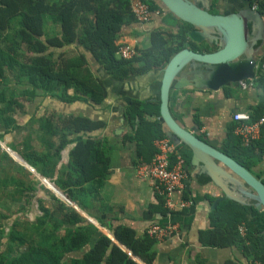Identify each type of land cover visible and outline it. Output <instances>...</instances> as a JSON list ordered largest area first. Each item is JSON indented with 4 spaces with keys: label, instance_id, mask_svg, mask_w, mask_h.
<instances>
[{
    "label": "trees",
    "instance_id": "16d2710c",
    "mask_svg": "<svg viewBox=\"0 0 264 264\" xmlns=\"http://www.w3.org/2000/svg\"><path fill=\"white\" fill-rule=\"evenodd\" d=\"M144 1L151 8L162 9L154 0ZM247 1L250 7L256 1L257 9L264 10V0ZM131 21L136 19L129 0H0V128L3 132L8 131L9 125L19 127L15 124V111L25 113L19 99H32L40 94L65 102L100 103L106 96V87L101 75L93 72L92 65L110 79L123 80L162 68L183 46L195 50L214 48L187 39L181 26L176 33L151 30L149 44L135 47L137 53L132 58H123L118 54L117 38L122 26ZM251 82L260 92L258 101L247 110L257 119L264 115V70L260 59ZM223 89L225 94L232 95L231 89L226 86ZM126 113L130 121L138 116L135 134L126 137L137 139L144 126L151 127L153 138L166 136L161 119L149 121L144 117V114L159 115V101L132 99ZM194 120L200 123L196 114ZM38 122L39 138L45 141L46 152L37 151L25 140L23 149L18 150L30 165L47 175L48 167L60 158L61 149L74 141L68 166L64 175L60 173L55 179L56 184L74 201L75 189L83 190L87 181L100 183L107 172L109 149L104 141L86 132L101 127L103 121L53 113L40 116ZM232 129L233 123L227 127L223 151L254 172L253 167L264 157V124L259 136L246 145ZM154 152L155 149L152 155ZM182 154L186 160V151L182 150ZM37 206L40 213L34 222L14 221L6 234L0 233V242L5 238L4 244L0 243V264H142L72 205L51 196L49 201L39 198ZM209 217L208 244H239L251 258V264L255 259L264 262L262 209L223 199ZM241 222L245 225L244 234L238 231ZM111 232L131 254L145 264L151 263L154 238L146 233L137 236L125 225L111 228Z\"/></svg>",
    "mask_w": 264,
    "mask_h": 264
},
{
    "label": "crops",
    "instance_id": "0c3cea01",
    "mask_svg": "<svg viewBox=\"0 0 264 264\" xmlns=\"http://www.w3.org/2000/svg\"><path fill=\"white\" fill-rule=\"evenodd\" d=\"M180 26L181 22L162 8L146 23L131 21L123 25L117 42L145 47L149 44L151 30L176 33ZM92 69L101 75L106 87V96L100 103L65 102L55 96L39 94L32 99H19L25 109L23 114L15 111V124L19 127L9 125L6 132L0 128V233L6 234L14 221L34 222L40 213L38 199L49 201L54 196L72 205L110 237L113 236L111 228L118 225L128 226L141 236L153 222L175 223L176 230L171 235L153 242L150 264H226L228 260L232 264H251V258L239 244L218 246L207 243L206 231L210 228L209 216L214 208L211 202L221 194V190L206 173L190 162L191 153L183 144L179 143L181 152L185 150L187 153L185 176L182 187L172 193V198L185 200L184 206L167 209L151 180L135 173L138 162H148L152 158L156 138L151 137L150 126H144L137 139L126 137L135 134L138 120L136 116L134 121H130L126 108L132 99L159 101L161 68L130 75L123 80L110 79L96 65H92ZM223 88L208 91L184 87L172 89L169 97L171 113L176 120L222 151L227 127L233 123L231 113L247 110L258 101L260 92L252 86L251 79L244 84L226 85L231 89V96L225 94ZM53 113L103 121L101 127L87 131L86 135L101 139L108 147L107 172L100 183L87 181L86 188L75 189L74 201L55 182L60 173L64 175L74 141L61 149L60 158L48 167L47 175L37 171L18 151L23 149L25 140L37 151L46 152V143L39 138L38 119ZM194 114L200 125L195 122ZM144 117L149 121L160 119L156 114H144ZM253 171L264 181V157ZM242 223L238 224V231ZM138 248L141 251L143 244ZM132 257L137 261V256L132 254ZM140 263L145 264L141 260Z\"/></svg>",
    "mask_w": 264,
    "mask_h": 264
},
{
    "label": "water",
    "instance_id": "95a60500",
    "mask_svg": "<svg viewBox=\"0 0 264 264\" xmlns=\"http://www.w3.org/2000/svg\"><path fill=\"white\" fill-rule=\"evenodd\" d=\"M154 1L181 22L187 39L208 47L214 46L208 50L183 46L161 68L159 117L166 135L185 145L191 153L190 162L219 186L221 194L213 199L212 207L223 199H231L264 211L262 178L179 123L169 106L172 89L188 87L217 91L226 85L244 84L252 79L259 55L263 53L259 54L256 46L258 41L262 42L263 36L255 37L253 34L257 27L264 28L263 16L249 5L220 13L209 11L212 0ZM110 238L122 246L113 236ZM127 252L132 256L130 251ZM137 261L140 262L138 258Z\"/></svg>",
    "mask_w": 264,
    "mask_h": 264
},
{
    "label": "built area",
    "instance_id": "2783aa9c",
    "mask_svg": "<svg viewBox=\"0 0 264 264\" xmlns=\"http://www.w3.org/2000/svg\"><path fill=\"white\" fill-rule=\"evenodd\" d=\"M131 11L136 21L148 22L153 14L159 13L161 8H151L144 0H129ZM255 1L252 8L257 9ZM264 15V10L261 12ZM136 48L128 43H119L118 54L123 58H132L136 55ZM260 66L264 70V52L260 58ZM233 121V134L239 137L242 144H248L259 136L260 128L264 124V115L257 119L253 118L249 110H234L231 113ZM155 152L150 161H140L135 167L137 176H146L152 182L155 192L162 200L167 209H174L184 206L185 200L175 201L172 193L182 187L185 176V157L183 156L179 143H176L169 136L156 138L154 141ZM176 230L175 223H151L145 233L155 240H161L171 235ZM241 234L245 232V225L239 226ZM253 264H264L259 260H253Z\"/></svg>",
    "mask_w": 264,
    "mask_h": 264
},
{
    "label": "flooded vegetation",
    "instance_id": "af4514ba",
    "mask_svg": "<svg viewBox=\"0 0 264 264\" xmlns=\"http://www.w3.org/2000/svg\"><path fill=\"white\" fill-rule=\"evenodd\" d=\"M247 6H248L247 0H212V3L209 5V11L225 13V12H229V11L238 10L239 8H243V7H247ZM258 11L261 13L260 10H258ZM261 15H262V13H261ZM262 16L264 19V15H262ZM253 36H255V37L263 36L262 42L259 43V41H258V43H256V46H258V50H259V54H260V52L264 51V28L257 27L254 30Z\"/></svg>",
    "mask_w": 264,
    "mask_h": 264
},
{
    "label": "rangeland",
    "instance_id": "374dc122",
    "mask_svg": "<svg viewBox=\"0 0 264 264\" xmlns=\"http://www.w3.org/2000/svg\"><path fill=\"white\" fill-rule=\"evenodd\" d=\"M16 86H19V85H18V84H16ZM4 242H5V238H1V242H0V243L3 245V244H4ZM2 245H1V246H2ZM1 246H0V247H1Z\"/></svg>",
    "mask_w": 264,
    "mask_h": 264
}]
</instances>
